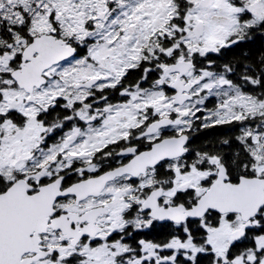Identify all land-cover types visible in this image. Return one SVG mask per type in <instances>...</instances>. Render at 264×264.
I'll return each instance as SVG.
<instances>
[{
  "label": "snow or ice",
  "instance_id": "1",
  "mask_svg": "<svg viewBox=\"0 0 264 264\" xmlns=\"http://www.w3.org/2000/svg\"><path fill=\"white\" fill-rule=\"evenodd\" d=\"M256 33L264 0H0V264H264V56L211 70Z\"/></svg>",
  "mask_w": 264,
  "mask_h": 264
},
{
  "label": "flooded vegetation",
  "instance_id": "2",
  "mask_svg": "<svg viewBox=\"0 0 264 264\" xmlns=\"http://www.w3.org/2000/svg\"><path fill=\"white\" fill-rule=\"evenodd\" d=\"M240 49L244 55H248L250 53L251 50H258L264 53V35L260 34V33H256L253 36H250L249 39L237 43L229 48H225L221 51V53L219 55L216 54H212L211 55V59H213L215 61V65L213 66V68L211 69L212 71L215 72H220L223 73L224 72V65H230L231 68L233 69V71L231 73H227L226 75L228 76L229 79H231L234 83L240 84L243 86L245 91H259L258 86H253L250 84H244L241 77L245 74L246 72V67L245 66H249L253 69V71L259 75V61L256 64H252L251 61H244L242 64H240L241 62H239L238 60H234V58L232 57H228V54L230 52H233V50H238ZM135 74H133L134 76ZM132 77H130L131 79ZM219 102V98L216 96H211L209 97V99L206 101V105L204 107H206V109H212L216 106V104ZM218 127H222L224 128V130L226 131V136H224V138H222V140H224L225 138H233L237 135H239V129H240V125L237 123H233L230 125H219V126H215V127H210L207 129H204L200 126L199 121L197 122L196 126H194V129L191 132V146L193 148H198V147H212V146H208L206 142V138L203 135V132L205 130H209L212 128H218ZM66 130V129H65ZM51 142V141H50ZM215 148H224L225 150H227L226 146L222 145L220 146H213Z\"/></svg>",
  "mask_w": 264,
  "mask_h": 264
},
{
  "label": "trees",
  "instance_id": "3",
  "mask_svg": "<svg viewBox=\"0 0 264 264\" xmlns=\"http://www.w3.org/2000/svg\"><path fill=\"white\" fill-rule=\"evenodd\" d=\"M261 56H264V53L258 50H251L250 53L246 56L243 54V52L238 50H233V52H230L228 54V57L234 58V60H238L242 64L245 60L251 61L252 64H256L258 61H260ZM245 61V62H246ZM204 137L207 139L205 143L208 144V146H222L220 143L222 141V138L226 136V131L222 127L218 128H212L209 130H205L203 132ZM229 139V138H225Z\"/></svg>",
  "mask_w": 264,
  "mask_h": 264
}]
</instances>
